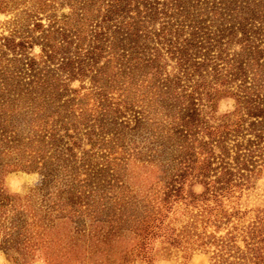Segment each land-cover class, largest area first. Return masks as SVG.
Listing matches in <instances>:
<instances>
[{"label":"trees","instance_id":"1","mask_svg":"<svg viewBox=\"0 0 264 264\" xmlns=\"http://www.w3.org/2000/svg\"><path fill=\"white\" fill-rule=\"evenodd\" d=\"M0 14L12 264L170 250L264 264V207L242 203L264 183V0H0ZM17 172L37 183L3 192Z\"/></svg>","mask_w":264,"mask_h":264},{"label":"rangeland","instance_id":"2","mask_svg":"<svg viewBox=\"0 0 264 264\" xmlns=\"http://www.w3.org/2000/svg\"><path fill=\"white\" fill-rule=\"evenodd\" d=\"M8 18L7 15L0 14V32L2 30V23ZM34 53L37 49L33 50ZM231 100L224 99L218 102L217 112L223 113L231 108ZM37 183V175L35 173H23L17 172L8 175L2 185V191L10 195H23L30 188ZM243 205L247 208L264 207V183L262 181L257 182L255 188L249 191L242 201ZM207 261L206 255L201 252H193L191 257L187 261H183L178 251L170 250L166 256L155 260L152 264H205ZM0 264H12L1 252H0ZM31 264H44L41 255L37 252L33 254ZM142 264V263H137Z\"/></svg>","mask_w":264,"mask_h":264}]
</instances>
